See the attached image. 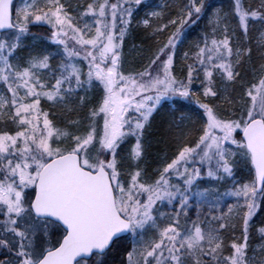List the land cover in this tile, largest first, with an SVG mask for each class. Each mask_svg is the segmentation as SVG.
I'll use <instances>...</instances> for the list:
<instances>
[{
	"label": "snow or ice",
	"instance_id": "snow-or-ice-1",
	"mask_svg": "<svg viewBox=\"0 0 264 264\" xmlns=\"http://www.w3.org/2000/svg\"><path fill=\"white\" fill-rule=\"evenodd\" d=\"M262 216L264 0H0V264H264Z\"/></svg>",
	"mask_w": 264,
	"mask_h": 264
},
{
	"label": "trees",
	"instance_id": "trees-1",
	"mask_svg": "<svg viewBox=\"0 0 264 264\" xmlns=\"http://www.w3.org/2000/svg\"><path fill=\"white\" fill-rule=\"evenodd\" d=\"M66 3H70L73 6L77 5V4H81L84 5L87 2H90V0H69V1H65ZM212 3L217 6V7H227V4L229 3L227 0H220V2H218V0H214L212 1ZM144 7H141L140 11L137 13V19H140V14L144 12ZM204 21L202 20L199 24V27L196 28L194 31H192V33L188 36V38L184 41V43L180 46V50L177 54L176 60H175V69L177 74H180V69H181V65L184 63V61L181 59L183 56V53L185 51H190V49H192L194 42L198 41V37L197 34L200 35L201 32L203 31V25H204ZM31 32L33 34V37H37L38 41H36L37 44L40 45H46L44 40H42L40 36L41 33L44 34V28L40 27V26H36L33 25L31 26ZM250 32H251V46L253 48V54H252V59L257 58V51H256V45H255V29L250 27ZM31 40V38H30ZM133 46H135V50L133 49ZM128 47L132 48L133 50L130 52V55L132 56V54L136 57V62L138 65L139 63V56H140V50L143 49L145 54H148V51L151 49H154L155 47V43L154 40L151 38L149 33H146L142 28H137L135 27V21H134V25H133V29L131 32V35L125 38V43H124V47L123 50H126ZM189 63H191L192 61L189 60ZM186 71V70H185ZM237 91H239L240 86L236 85ZM191 107H195V105L191 106ZM47 111L50 112V114H54V115H50V118H54L57 122H59L60 118H61V111L62 109L59 106L56 107H46ZM178 115V114H177ZM171 119L170 116L167 115V110L166 109H162L159 114L155 115V119L153 121V128H152V132L155 133L156 135L154 137H151L152 139V147L149 150V155H148V163L150 165V167H155L156 166V155L157 152L159 151L160 153H163V151L167 150L169 151V153H171L172 151L175 150L174 145L172 144H157L155 143L156 138L159 137V135L162 133V130L164 127H166L164 121ZM239 175V170H237V176ZM236 176V178H237ZM255 242V241H254Z\"/></svg>",
	"mask_w": 264,
	"mask_h": 264
},
{
	"label": "rangeland",
	"instance_id": "rangeland-1",
	"mask_svg": "<svg viewBox=\"0 0 264 264\" xmlns=\"http://www.w3.org/2000/svg\"><path fill=\"white\" fill-rule=\"evenodd\" d=\"M65 1H69V0H65ZM212 1H214V0H212ZM227 1L229 2V3L227 4V7H228L229 4H230V2H231V0H227ZM147 2L150 3L153 7H157V6H159V5L164 4V3L166 2V0H147ZM218 2H220V0H218ZM19 3H20V0L17 1V4H18V5H19ZM227 7H226V8H227ZM150 10H151V9H149V8H145V9H144V12L140 14V18H142V17L144 16V13H145V12L150 11ZM157 10H159V9L157 8ZM206 24H207V21L205 20V21H204V25H203V31L201 32L200 35L197 34L198 40L200 39L201 35H202L203 32H204ZM36 26H40V27H43V28H44V34L41 33L40 36H38V37H41L42 40H44L45 44L47 45V44L49 43V41H48V39H47V37L49 36V28H48V26H47V25H42V24H36ZM250 27H251V26H250ZM251 28H254V29H255V36H256V35L258 34V33H257V29L260 28V24H259V23H256L255 26H254V27H251ZM35 38H36L35 42L38 41V40H40V39H38L37 37H35ZM132 50H133L132 48L128 47L126 50H123V52H124V54H125L126 61L129 62V63H131V64H133V65H135V64H137V62H136L137 59H136V57H135L133 54H132V56L130 55V52H131ZM58 59H59V58H57V60H58ZM253 61H254V62H258V57L255 58V59H253ZM56 62H57V61H54L53 63H56ZM238 86H239V85H238ZM194 90H196V91H201V86H200V84H199V81H197L196 84L194 85ZM47 106L49 107L50 104H49V103H46V102H42V107H43L44 109H46ZM191 106H193V105H191ZM59 107H60V106H59ZM60 108H61V107H60ZM238 170H239V175L237 176V179H238V180H243V179H245V177H246V171L243 169V167L241 166V168L238 169ZM262 218H264V216H262ZM193 219H195V215H194V214H193ZM237 235H239V233H237ZM253 242H254V241H253ZM254 243H255V242H254Z\"/></svg>",
	"mask_w": 264,
	"mask_h": 264
},
{
	"label": "water",
	"instance_id": "water-1",
	"mask_svg": "<svg viewBox=\"0 0 264 264\" xmlns=\"http://www.w3.org/2000/svg\"><path fill=\"white\" fill-rule=\"evenodd\" d=\"M18 0H16V2H17Z\"/></svg>",
	"mask_w": 264,
	"mask_h": 264
}]
</instances>
